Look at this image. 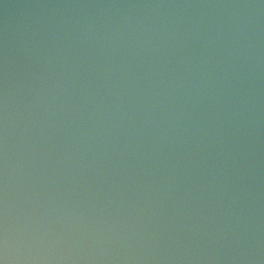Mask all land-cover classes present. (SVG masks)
I'll list each match as a JSON object with an SVG mask.
<instances>
[{"label": "water", "instance_id": "obj_1", "mask_svg": "<svg viewBox=\"0 0 264 264\" xmlns=\"http://www.w3.org/2000/svg\"><path fill=\"white\" fill-rule=\"evenodd\" d=\"M0 264H264V0H0Z\"/></svg>", "mask_w": 264, "mask_h": 264}]
</instances>
